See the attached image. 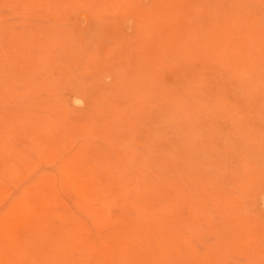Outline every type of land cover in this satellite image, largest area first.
Instances as JSON below:
<instances>
[{"label":"rangeland","instance_id":"374dc122","mask_svg":"<svg viewBox=\"0 0 264 264\" xmlns=\"http://www.w3.org/2000/svg\"><path fill=\"white\" fill-rule=\"evenodd\" d=\"M0 227V264H264V0H0Z\"/></svg>","mask_w":264,"mask_h":264},{"label":"bare ground","instance_id":"6f19581e","mask_svg":"<svg viewBox=\"0 0 264 264\" xmlns=\"http://www.w3.org/2000/svg\"><path fill=\"white\" fill-rule=\"evenodd\" d=\"M10 212H8V214H9ZM5 215H7V214H5ZM1 217H2V215H1ZM7 217V216H6ZM11 218V217H10ZM5 219V218H4ZM8 219V218H7ZM14 221V220H13ZM5 222V221H4ZM11 224H13L14 225V223H11ZM75 227V226H74ZM1 228V227H0ZM64 228H67L66 226L64 227ZM38 229V228H37ZM68 229V228H67ZM75 229V228H74ZM65 231V230H64ZM72 231V230H71ZM3 232V231H2ZM66 232H68V230L66 231ZM62 243V242H61ZM96 245V244H95ZM4 246V245H3ZM56 246V245H55ZM7 248V247H6ZM95 249V248H94ZM1 259V258H0Z\"/></svg>","mask_w":264,"mask_h":264}]
</instances>
